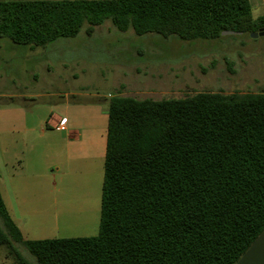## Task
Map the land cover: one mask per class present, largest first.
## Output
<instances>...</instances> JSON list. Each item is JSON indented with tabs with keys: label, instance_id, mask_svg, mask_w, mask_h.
<instances>
[{
	"label": "trees",
	"instance_id": "trees-1",
	"mask_svg": "<svg viewBox=\"0 0 264 264\" xmlns=\"http://www.w3.org/2000/svg\"><path fill=\"white\" fill-rule=\"evenodd\" d=\"M107 20L183 42L264 28L249 0H0V38L31 49ZM0 218L16 264L18 245L36 264H237L264 234V93L111 97L98 235L24 240L1 191Z\"/></svg>",
	"mask_w": 264,
	"mask_h": 264
},
{
	"label": "rangeland",
	"instance_id": "rangeland-1",
	"mask_svg": "<svg viewBox=\"0 0 264 264\" xmlns=\"http://www.w3.org/2000/svg\"><path fill=\"white\" fill-rule=\"evenodd\" d=\"M263 10H256L254 16L264 15ZM85 29L46 48L31 49L0 38V109L18 105L42 113L50 102L72 94L79 103L101 105L107 128L108 104L115 96L163 100L202 92L264 93V37L242 34L183 42L177 37L121 32L111 20L96 27L91 36ZM60 163L58 172L56 167L50 170L56 177L45 180V192L33 198L32 191L27 204L11 213L27 240L99 233L104 166L98 175L95 165L87 169L72 162L67 166L64 158ZM0 225L4 228L1 218ZM18 249L36 264L25 247L18 245ZM8 257L0 258V264H16Z\"/></svg>",
	"mask_w": 264,
	"mask_h": 264
},
{
	"label": "crops",
	"instance_id": "crops-1",
	"mask_svg": "<svg viewBox=\"0 0 264 264\" xmlns=\"http://www.w3.org/2000/svg\"><path fill=\"white\" fill-rule=\"evenodd\" d=\"M249 2L253 13L264 9V0ZM76 96L65 94L58 103L50 102L46 106L48 110L42 113L28 112L18 105L0 109V191L24 240L27 239L22 226L12 214L27 204L25 200L30 198L32 191L33 198L45 192V180L56 177L50 170L56 167L58 172L63 158L67 166L72 162L81 163L87 169L95 165L96 173H102L107 128L99 111L104 109L96 102L79 103L73 99ZM6 251H0V258H10ZM237 264H264V234Z\"/></svg>",
	"mask_w": 264,
	"mask_h": 264
},
{
	"label": "water",
	"instance_id": "water-1",
	"mask_svg": "<svg viewBox=\"0 0 264 264\" xmlns=\"http://www.w3.org/2000/svg\"><path fill=\"white\" fill-rule=\"evenodd\" d=\"M236 33L234 32H225L223 33V36H230V35H235ZM251 37L256 39L259 37H264V28L260 29L259 31L255 32V33H251Z\"/></svg>",
	"mask_w": 264,
	"mask_h": 264
}]
</instances>
